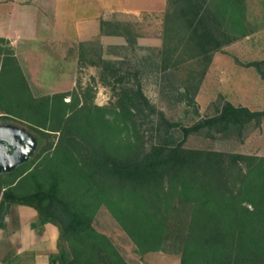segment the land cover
Segmentation results:
<instances>
[{"label": "rangeland", "instance_id": "rangeland-1", "mask_svg": "<svg viewBox=\"0 0 264 264\" xmlns=\"http://www.w3.org/2000/svg\"><path fill=\"white\" fill-rule=\"evenodd\" d=\"M212 1L217 13L229 19L233 41L206 63L183 36L172 32L176 23L167 16L179 6L177 0H0V28L8 5H27L23 9L35 25L20 43L27 84L15 77L0 82L5 97L0 99V123L26 128L42 146L51 143L43 154L2 174V190L15 187L28 193L36 182L47 186L57 173L63 197L86 204L81 209L92 216L91 226L125 264H180L181 254L175 251L186 244L190 210L181 205L177 174L134 187V181L107 178L104 169L95 167L131 161L171 136L186 149L264 157V120L228 137L215 129L183 136V127L217 115L226 102L264 110V0H244L241 14L227 0ZM152 61L173 74L179 90L196 87V104L179 102ZM138 84L175 127L167 128L149 109L141 118L127 110L122 88ZM246 170L245 163L235 168L237 174ZM244 205L252 209L249 202ZM20 211L37 212L13 204L3 222ZM37 221L30 226L40 230L44 225L34 226ZM68 244L59 232L58 252L70 250Z\"/></svg>", "mask_w": 264, "mask_h": 264}, {"label": "trees", "instance_id": "trees-1", "mask_svg": "<svg viewBox=\"0 0 264 264\" xmlns=\"http://www.w3.org/2000/svg\"><path fill=\"white\" fill-rule=\"evenodd\" d=\"M227 1L233 12L237 10L241 14L244 0ZM213 2L177 0L176 5L179 6L167 16V19L176 23L172 32L183 36L198 52V57L206 63L210 62L214 53L233 41L226 26L229 19L226 20L217 13L218 8L212 7ZM224 16H227L226 12ZM232 17L233 14L230 13L231 20ZM0 52L5 54L6 61L8 57L14 58L12 49L0 47ZM6 64L4 63V70ZM152 65L160 69L163 82H169L167 87L170 86V91H175L174 96L179 102L196 104V87L193 90L186 86L181 91L172 83V73L163 72L165 70L156 61H152ZM251 65L257 66L258 63ZM201 76H204V72ZM121 92L122 100L127 101V110L134 109V117L141 118L149 109L152 114L158 113L167 128L176 126L149 103L141 85L122 88ZM4 98L0 92V99ZM29 98L35 100L31 94ZM29 108L34 110L31 105ZM262 120L264 110L252 111L226 102L217 115L191 127H183L182 131L184 138L203 129H215L228 137L251 122L260 125ZM36 130L43 136L47 134L42 129ZM171 140L172 136L153 144L148 152L135 155L131 161L117 162L112 166L103 162L95 168L104 169L107 178L116 175L134 181V187L136 183L159 181L177 174L176 178L181 180L183 186L181 205L184 204L190 210L187 220L190 229L185 231L183 237L186 244L181 250L175 251L181 254L180 264H264V157L204 153L184 148L183 141L174 143ZM39 141V152L37 150L35 155L43 154L51 147V143L42 146L40 139ZM226 158H229L228 164ZM95 163L98 165V160ZM241 163L246 164L245 174H237L235 171ZM238 182L240 185L235 191ZM16 191L17 188L8 187L2 192L0 229L4 226V217L11 205L33 207L38 213V223L34 222V226L54 224L60 235L69 241L70 252L61 248L56 255L50 256V264H125L114 248V253L111 251L112 246L110 247L106 237L91 226L92 216L81 209L86 204L79 205L75 199L63 197L57 173L52 175L47 186L36 182L31 192ZM244 202H249L252 209L244 205ZM93 238L98 240L92 241Z\"/></svg>", "mask_w": 264, "mask_h": 264}, {"label": "crops", "instance_id": "crops-1", "mask_svg": "<svg viewBox=\"0 0 264 264\" xmlns=\"http://www.w3.org/2000/svg\"><path fill=\"white\" fill-rule=\"evenodd\" d=\"M23 7L28 6L8 5L4 27L0 28V39H4L0 40V47L12 49L14 57H8L6 61L5 54L0 52V82L4 78L15 77L22 84H27L20 43L24 37L32 34L34 22ZM13 9L14 13L11 12ZM79 33H82L81 26ZM4 63H7L5 70ZM37 216V212L30 214L24 211L8 215L0 229V264H50V256L58 252L59 229L51 223L45 224L40 230L32 228L30 222L33 219L36 221Z\"/></svg>", "mask_w": 264, "mask_h": 264}, {"label": "water", "instance_id": "water-1", "mask_svg": "<svg viewBox=\"0 0 264 264\" xmlns=\"http://www.w3.org/2000/svg\"><path fill=\"white\" fill-rule=\"evenodd\" d=\"M39 138L14 123H0V176L28 163L39 148ZM0 183V199L2 196Z\"/></svg>", "mask_w": 264, "mask_h": 264}]
</instances>
